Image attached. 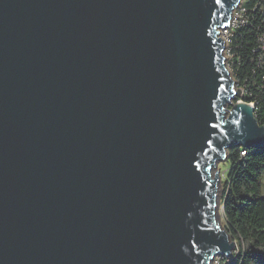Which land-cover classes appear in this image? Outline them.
Returning <instances> with one entry per match:
<instances>
[{
	"label": "water",
	"instance_id": "95a60500",
	"mask_svg": "<svg viewBox=\"0 0 264 264\" xmlns=\"http://www.w3.org/2000/svg\"><path fill=\"white\" fill-rule=\"evenodd\" d=\"M242 0H0V264H211L217 165L264 127L227 68Z\"/></svg>",
	"mask_w": 264,
	"mask_h": 264
},
{
	"label": "trees",
	"instance_id": "16d2710c",
	"mask_svg": "<svg viewBox=\"0 0 264 264\" xmlns=\"http://www.w3.org/2000/svg\"><path fill=\"white\" fill-rule=\"evenodd\" d=\"M240 17L228 31L227 68L240 95L234 102L254 105V117L264 127V0H243ZM222 181V226L236 243L218 264H264V145L227 150Z\"/></svg>",
	"mask_w": 264,
	"mask_h": 264
},
{
	"label": "rangeland",
	"instance_id": "374dc122",
	"mask_svg": "<svg viewBox=\"0 0 264 264\" xmlns=\"http://www.w3.org/2000/svg\"><path fill=\"white\" fill-rule=\"evenodd\" d=\"M227 30H228V29H227ZM227 30L223 31L225 35L228 34V33H227ZM226 55H227V54H226ZM235 87H236V83H235ZM236 89H238V88L236 87ZM239 101H240V100H239ZM226 168H227V165H226L225 162H220V163H218V165H217V170H218L219 175H220V177H221V181L224 180V174H225V170H226ZM222 188H223V187H222V183H221V187H220V189H219V201L221 200V196H222ZM261 196L264 197V177H263V180H262V186H261ZM218 217H219L220 221L223 222V213H222V206H221V204H220V206L218 207ZM235 245H236V243H235ZM235 249H236V246H235ZM220 257H221V256H219V257H215V259L213 260V262H212L211 264H217V262H218V260H219Z\"/></svg>",
	"mask_w": 264,
	"mask_h": 264
},
{
	"label": "built area",
	"instance_id": "2783aa9c",
	"mask_svg": "<svg viewBox=\"0 0 264 264\" xmlns=\"http://www.w3.org/2000/svg\"><path fill=\"white\" fill-rule=\"evenodd\" d=\"M242 1H241V3H242ZM241 3L233 10L232 15H231V18L229 20V23H228L227 27L221 31V38H222V40H223V42L225 44V47H226L225 48V56H226V59H227V55H228V48H227V46H228V42H229V35L228 34L225 35L223 31H225V30L228 29L227 30V33H228V31L230 30V28L233 25H236V23L238 21V18L240 17L239 7H240Z\"/></svg>",
	"mask_w": 264,
	"mask_h": 264
},
{
	"label": "bare ground",
	"instance_id": "6f19581e",
	"mask_svg": "<svg viewBox=\"0 0 264 264\" xmlns=\"http://www.w3.org/2000/svg\"><path fill=\"white\" fill-rule=\"evenodd\" d=\"M217 264H218V262H217Z\"/></svg>",
	"mask_w": 264,
	"mask_h": 264
}]
</instances>
